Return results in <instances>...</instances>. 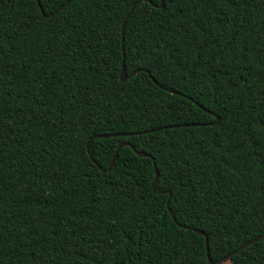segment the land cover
I'll list each match as a JSON object with an SVG mask.
<instances>
[{"label":"trees","instance_id":"obj_1","mask_svg":"<svg viewBox=\"0 0 264 264\" xmlns=\"http://www.w3.org/2000/svg\"><path fill=\"white\" fill-rule=\"evenodd\" d=\"M38 3L0 0V264H264V0Z\"/></svg>","mask_w":264,"mask_h":264},{"label":"water","instance_id":"obj_2","mask_svg":"<svg viewBox=\"0 0 264 264\" xmlns=\"http://www.w3.org/2000/svg\"><path fill=\"white\" fill-rule=\"evenodd\" d=\"M70 1H72V0H70ZM142 1L148 2V0H142ZM36 2H37V4H39V3H38V0H36ZM161 6H162V0H160V4H159L158 7H161ZM131 8H133V5H132ZM40 10H41V9H40ZM52 14H53V13H50V14L47 15V16H50V15H52ZM128 15H129V13L126 15L125 18H127ZM44 16H46V15H44ZM124 23H125V21H123V23L121 24V29H123ZM121 40H122V39H121ZM121 56H122V60H121V69H120V80H121V81H125V80H126L127 78H129L130 76H134V75L137 73V71L132 72L130 75H126V74H125V69H124V50H123L122 45H121ZM146 73H147V75L149 74L147 71H146ZM150 79H151V81L154 82V80H153L152 77H150ZM189 100H190V99H189ZM190 101H191V100H190ZM193 103L196 104L195 102H193ZM196 105L199 107L198 104H196ZM182 126L185 127V126H188V125L185 124V125H182ZM169 128H170V127H169ZM157 130H158V129H153V130H149V131H142L141 133H145V132H153V131H157ZM134 134H139V133H134ZM126 135H133V134L130 133V134H126ZM113 136H115V135H95L94 138H105V137H106V138H110V137H113ZM121 147H130L133 151H135L134 148L132 147V145L129 144V143H127V142H124V143L120 144L119 147L116 149V151H115V153H114V156H113V158H112V160H111V162H110V164H109L107 170H108V169L112 166V164L114 163V160H115V158H116V156H117V151H118V149L121 148ZM135 152H136V151H135ZM138 155L141 156V157H145V156H146V154H141V153H138ZM156 180H157V172L155 171L154 179H153V181H152V183H151L152 190H153L154 192H156V193L167 194L168 197H169V193H168V191H159V192H158V191L155 189ZM168 202H169V201H168V199H167V201H166V208H167L168 212L170 213V210H169V208H168ZM170 215H171V213H170ZM171 217H172V215H171ZM172 218H173V217H172ZM193 231L197 232L198 234L202 235V236L205 238V239H204V244H205V253H206L207 261H208V263H210V264H214L213 262H211L210 257H209V253H208V245H207V238L205 237V234H204L202 231H199V230H196V229H193ZM262 237H264V234L261 235V236H259V237H257V238H255L254 240H252V241H250V242H248V243H245V244L241 245L237 250L242 249V248L245 247L246 245H248V244H250L251 242L256 241V240H258V239H260V238H262ZM237 250H235V251H233L232 253L228 254V255H227L226 257H224L222 260H224V259H226V258H230L231 255L234 254ZM222 260H220V262H221Z\"/></svg>","mask_w":264,"mask_h":264},{"label":"rangeland","instance_id":"obj_3","mask_svg":"<svg viewBox=\"0 0 264 264\" xmlns=\"http://www.w3.org/2000/svg\"><path fill=\"white\" fill-rule=\"evenodd\" d=\"M80 132L82 134H86V130L85 129H81ZM222 264H230V263L228 261H226V262H223Z\"/></svg>","mask_w":264,"mask_h":264}]
</instances>
